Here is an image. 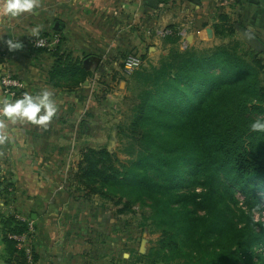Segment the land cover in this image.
<instances>
[{"label":"trees","instance_id":"trees-1","mask_svg":"<svg viewBox=\"0 0 264 264\" xmlns=\"http://www.w3.org/2000/svg\"><path fill=\"white\" fill-rule=\"evenodd\" d=\"M168 38L172 43L178 39ZM183 51L172 49L158 67L132 74L137 72L149 84L138 95L132 118L134 137L142 147L136 158L123 163L104 147L90 149L78 165V184L88 192L96 184L100 191L119 193L116 205L125 197L120 214L148 201L160 235L138 264H253L252 250L264 242V221L249 218L247 229L236 227L210 184L216 175L245 188L249 181L264 182V132L250 129L248 113L252 108L264 120V108L252 106L255 100L264 104L259 78L264 67L257 58L246 61L234 47L206 55ZM52 55L51 76L80 74L75 82L79 85L91 75L78 59L58 50ZM186 164L210 185L196 204L206 211L203 217L193 216L188 208L196 196L188 200L182 193L169 194L179 185ZM0 224L5 252L16 257L19 251L7 234H22L26 226L11 215ZM175 229L197 251L178 248ZM216 234L227 246L210 248Z\"/></svg>","mask_w":264,"mask_h":264},{"label":"crops","instance_id":"crops-1","mask_svg":"<svg viewBox=\"0 0 264 264\" xmlns=\"http://www.w3.org/2000/svg\"><path fill=\"white\" fill-rule=\"evenodd\" d=\"M253 1L157 0L151 9L148 0H40L34 14L0 15V76L11 72L28 92L47 88L59 107L47 127L6 121L0 129L6 137L0 143V219L11 206L24 225L31 224L34 264H120V248L110 246L108 212L87 196L80 197L83 188L74 181L76 155L74 161L61 154V143L74 139V134L68 138L62 130L75 127V110L62 114L75 91L52 85L55 57L32 49L28 40L58 35L59 54L79 60L91 56L87 59L103 64L113 62L127 44L141 47L147 29L154 39L164 27L184 29L193 39V32L201 37L206 28L221 30L230 24L234 34L264 38V0ZM211 33L215 42L217 36ZM8 40L21 47L10 49ZM4 95L0 87V96ZM2 231L0 224V264L20 263L21 252L7 256Z\"/></svg>","mask_w":264,"mask_h":264},{"label":"rangeland","instance_id":"rangeland-1","mask_svg":"<svg viewBox=\"0 0 264 264\" xmlns=\"http://www.w3.org/2000/svg\"><path fill=\"white\" fill-rule=\"evenodd\" d=\"M216 29L211 30L217 36L215 42L213 37L210 40H203L197 36L196 32H193V35H195L193 39L189 37L182 39L187 44L186 51H192L197 55H206L217 48L234 47L236 52L246 61L251 62L253 58H257L264 67L263 36L259 35L256 38L258 45L253 46L240 32L234 34L233 30L231 31L230 24H226V27H222L221 30ZM146 33L147 38L141 40V43H143L141 47H132L131 44H127L126 49L113 62L101 64L87 59L92 58L91 56H84L81 60L78 59L81 66L91 74L79 85H76L75 82L80 78V74L76 76L70 74L54 75V79L52 78L53 84H51L55 85L56 89L75 91L73 102L64 104L66 109L65 114H62V116H67L70 113V108L72 112L75 110L77 118L75 127H72L70 131L69 128L62 130V134H65L68 138L69 134H74V139L72 142L69 140L61 143L63 145L60 149L61 154L71 155L74 161L77 158V170L79 163L81 160L83 161L84 154L90 149L104 147L123 163L135 159L137 152L142 149L139 139L134 137L137 134L132 130V118L135 113L134 108L137 97L149 84L144 85L141 79L136 76V73L158 67L161 61L169 57L172 49L185 52L183 47L180 46L182 41L180 38L174 39L175 43H172L171 39L173 38L166 39L167 37L162 38L156 34V39H154L155 35L152 30L147 29ZM187 34L189 36V32ZM57 50L58 47H54L53 50H45L44 52L52 55ZM126 55H138L143 61L138 71L127 78L121 74L122 61ZM259 78L260 84L264 88V69ZM252 106H262L264 108L263 102L258 100H255ZM248 113L253 122L263 118L262 114L252 108L249 109ZM83 124L85 125L84 129L82 128ZM167 134L169 136L173 135L171 131H168ZM70 162L72 163V160ZM182 171L183 175L178 183L179 185L174 187L169 194L172 196L182 193L188 195V200L191 199V194L196 196L188 204L193 216L203 217L205 215L206 211L198 208L196 204L201 201L200 198L211 185L212 192L220 198V202H218L221 203L220 207L232 219L236 227L247 229L249 218H253L255 222L264 221L263 181H249L245 188L244 185H238L226 180L221 175H216L209 185L206 184L204 177L199 176L196 171L192 170L190 164L183 166ZM74 181L80 182L78 171L75 174ZM89 190L88 192L83 189L80 192V197L82 195L87 196L89 201L97 204L96 207L102 206L108 212L109 220L107 223L110 224V228L108 227L110 246H119L120 264H138L136 263L137 260L148 253L160 235L156 222L152 218L151 209L148 207V201L144 200L142 205L140 203L132 204L130 209H126L124 213L120 214L117 210L123 208V203L126 202L125 197H121V203L116 205L120 197L119 193L100 191L99 185L96 184L89 186ZM172 206L176 208L178 204L172 202ZM7 210L8 213L4 218L11 214H13L12 216L17 215L11 206ZM178 230H174L178 248H181L184 252L190 251V253L192 250L197 251V249L185 245L186 241H184L182 235L178 234ZM257 230L255 228V231ZM209 242L210 248L213 250L227 246L225 242L218 238V234L211 238ZM123 253L125 254L124 257L122 256ZM192 256H194L193 253ZM251 258L253 264H264V242L253 248Z\"/></svg>","mask_w":264,"mask_h":264},{"label":"clouds","instance_id":"clouds-1","mask_svg":"<svg viewBox=\"0 0 264 264\" xmlns=\"http://www.w3.org/2000/svg\"><path fill=\"white\" fill-rule=\"evenodd\" d=\"M40 7V0H0V15L5 18H15L26 13H35ZM10 49L21 47L19 43L7 41ZM59 110L54 93L47 88L34 92H23L18 97L0 96V129H4L6 121L12 123H29L39 127L47 125L56 117ZM254 132H264V120H256L250 124ZM5 136L0 135V143Z\"/></svg>","mask_w":264,"mask_h":264},{"label":"built area","instance_id":"built-area-1","mask_svg":"<svg viewBox=\"0 0 264 264\" xmlns=\"http://www.w3.org/2000/svg\"><path fill=\"white\" fill-rule=\"evenodd\" d=\"M159 37H173L187 39L188 34L184 29H172L169 27L161 28L157 31ZM60 38L58 35H34L28 40V45L32 49L51 51L59 44ZM183 41V40H182ZM180 42V46L183 49H187L185 41ZM143 64V61L138 55H127L121 65V74L124 77H130L137 71ZM0 87L9 96H19L23 92H26L23 84L18 80L11 72H4L0 76ZM10 208V207H9ZM16 220H19L17 215L13 216ZM21 222V221H20ZM23 223V222H22ZM26 231L22 234H7L8 239L15 242V248L21 252L19 261L20 264H34V254L32 248L33 230L31 224H25Z\"/></svg>","mask_w":264,"mask_h":264},{"label":"water","instance_id":"water-1","mask_svg":"<svg viewBox=\"0 0 264 264\" xmlns=\"http://www.w3.org/2000/svg\"><path fill=\"white\" fill-rule=\"evenodd\" d=\"M251 2H255L253 0H250ZM147 6L151 9H155L157 6V0H148ZM200 36L203 37L204 39L210 40L212 38V33L209 28H206L202 32H200ZM245 38L250 42L251 45L256 46L258 45L257 40L249 33L243 34ZM85 125H82V128L84 129Z\"/></svg>","mask_w":264,"mask_h":264}]
</instances>
